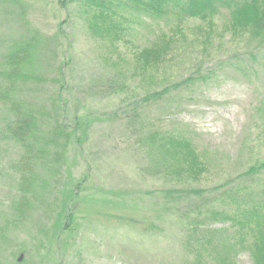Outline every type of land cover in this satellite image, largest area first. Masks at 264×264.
I'll return each instance as SVG.
<instances>
[{
    "label": "rangeland",
    "instance_id": "rangeland-1",
    "mask_svg": "<svg viewBox=\"0 0 264 264\" xmlns=\"http://www.w3.org/2000/svg\"><path fill=\"white\" fill-rule=\"evenodd\" d=\"M20 2L25 21L45 36L63 28V97L68 123L77 120L81 129L60 180L61 186L85 181L65 205L74 215L69 227L60 212L17 223L11 208L17 176L8 167L21 150L0 141V232L6 236L0 264H254L247 248L228 247L244 230L235 214L264 205V167L238 179L250 166L264 165V34L233 33L228 12L177 24L121 10L110 36L92 34L78 8H64L62 0ZM24 33L21 11L0 5V57ZM162 33L172 39V51L143 68L137 60ZM43 68L40 86L49 100L54 68L48 61ZM111 76L117 91L107 94ZM189 77L196 78L189 87L172 89ZM96 82L103 91L91 94L87 89ZM166 88L169 95L143 102ZM6 116L0 106V125ZM165 131L193 141L206 158L201 173L180 172L172 161L156 168L146 141ZM235 184L241 199L233 198ZM215 210L231 219H212Z\"/></svg>",
    "mask_w": 264,
    "mask_h": 264
},
{
    "label": "trees",
    "instance_id": "trees-1",
    "mask_svg": "<svg viewBox=\"0 0 264 264\" xmlns=\"http://www.w3.org/2000/svg\"><path fill=\"white\" fill-rule=\"evenodd\" d=\"M0 5L19 9L25 27L23 37L11 43L0 57V106L7 114L3 125H0L2 128L0 141L13 143L21 150L19 159L8 167L17 176V196L11 203L13 216L17 223L23 224L38 212L43 214L60 212L58 216H65L69 227L74 215L66 214L69 211L65 205L67 201L76 198L85 179L77 182L75 186L73 182L68 186H61V170L66 164L69 149L76 139L78 129H81L77 120L68 123L66 101L63 97L65 63L59 61L63 28L59 26L53 36L47 37L25 21L23 18L25 11L23 14L20 0H0ZM61 5L64 8L77 7L78 13L85 17L92 34L110 36L113 29H118L113 25L112 17L120 10L122 13L127 11L153 21L165 20L177 24H182L188 19L207 21L228 12L229 27L233 33H247L252 38L253 34H264V0H62ZM171 42L172 39L162 33L156 39L155 45L142 51L141 59H136L137 62L143 63V68L151 62L155 65L170 54ZM263 44L264 38L260 42V45ZM47 61L53 64L54 76L50 78L51 96L49 100H44L45 92L41 86L45 85L47 76L42 68ZM195 80L196 78L189 77L182 83L174 85L172 89H184L183 87H189ZM116 82L117 77L111 76L104 92L116 93L117 90L112 89L115 88ZM99 85L100 83L96 82L87 91L91 94L102 92ZM172 89L166 88L155 92L143 102H156L169 95ZM133 111L135 112L136 108ZM146 143L150 158L154 159L156 155L159 162L158 165L154 163L157 165L156 168L172 161L180 168V172L190 170L197 174L206 167L204 154L194 147L193 141L184 132L165 131L163 135L152 132ZM182 163L187 168L182 169ZM263 167L262 164L252 165L238 179L255 177ZM236 186L238 187L233 198L241 199L244 196L241 194L239 184ZM204 193L203 190L187 192L195 196H202ZM224 193L229 194V189ZM58 196L62 200H59ZM53 208L55 209L52 210ZM211 216L216 220L231 219L226 210L212 211ZM233 221L237 228L244 230L239 240L228 248L232 249V252L236 251L237 247L247 248L251 252L254 264H264V205L262 206L260 202L252 204L248 210L236 213ZM249 235L253 240L246 242L244 238ZM5 237V234L0 232V245L4 244ZM228 264L235 262L229 260Z\"/></svg>",
    "mask_w": 264,
    "mask_h": 264
}]
</instances>
